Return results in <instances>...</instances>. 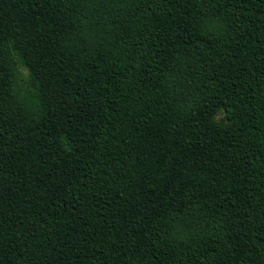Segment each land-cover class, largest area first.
Returning <instances> with one entry per match:
<instances>
[{
    "label": "trees",
    "instance_id": "1",
    "mask_svg": "<svg viewBox=\"0 0 264 264\" xmlns=\"http://www.w3.org/2000/svg\"><path fill=\"white\" fill-rule=\"evenodd\" d=\"M0 264H264V0H0Z\"/></svg>",
    "mask_w": 264,
    "mask_h": 264
},
{
    "label": "rangeland",
    "instance_id": "2",
    "mask_svg": "<svg viewBox=\"0 0 264 264\" xmlns=\"http://www.w3.org/2000/svg\"><path fill=\"white\" fill-rule=\"evenodd\" d=\"M20 81L19 84L21 86L22 94L26 95L28 98H32L30 96V92L32 91V88L28 85V75L24 68H20Z\"/></svg>",
    "mask_w": 264,
    "mask_h": 264
}]
</instances>
